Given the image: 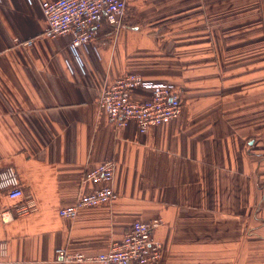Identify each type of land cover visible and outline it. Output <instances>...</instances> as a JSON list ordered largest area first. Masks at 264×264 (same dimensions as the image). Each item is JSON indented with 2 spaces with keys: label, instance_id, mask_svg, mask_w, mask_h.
Returning a JSON list of instances; mask_svg holds the SVG:
<instances>
[{
  "label": "crops",
  "instance_id": "obj_1",
  "mask_svg": "<svg viewBox=\"0 0 264 264\" xmlns=\"http://www.w3.org/2000/svg\"><path fill=\"white\" fill-rule=\"evenodd\" d=\"M30 1L0 0V172L13 167L36 205L15 216L22 199L0 190V264H97L55 250L107 253L156 219L160 264H264V0H126L119 28L101 17L82 65L69 33L43 37V0ZM129 72L172 83L181 114L143 135L117 127L100 91ZM103 161L116 198L61 217L100 187L84 178Z\"/></svg>",
  "mask_w": 264,
  "mask_h": 264
},
{
  "label": "built area",
  "instance_id": "obj_2",
  "mask_svg": "<svg viewBox=\"0 0 264 264\" xmlns=\"http://www.w3.org/2000/svg\"><path fill=\"white\" fill-rule=\"evenodd\" d=\"M27 1L32 5L30 0ZM125 7L126 0H43L40 3V12L45 21L42 35L54 39L69 33L71 40L68 50L82 65V50H87L95 32L102 26L101 17L104 23L119 28ZM30 43L31 40L25 44ZM136 90L148 91V98L140 102L133 101L131 93ZM98 104L117 127H125L129 121H134L141 135L152 126L169 124L180 115L182 109L172 83L149 81L137 73L122 74L105 86L100 91ZM84 179L98 183L100 187L79 196L72 205L62 207L59 210L61 217L73 220L78 209L105 204L116 198L112 187V161H103L94 169L86 171ZM0 190L6 191L11 199H22L21 203L13 207L15 216H24L36 209L35 203L24 196L13 167L0 172ZM160 224L158 219L149 222L134 221L126 229L122 239L114 243L107 253L88 256L56 249L55 255L61 263L160 264L162 247L151 237V232ZM0 255H7L5 243L0 244Z\"/></svg>",
  "mask_w": 264,
  "mask_h": 264
},
{
  "label": "bare ground",
  "instance_id": "obj_3",
  "mask_svg": "<svg viewBox=\"0 0 264 264\" xmlns=\"http://www.w3.org/2000/svg\"><path fill=\"white\" fill-rule=\"evenodd\" d=\"M159 126V125H158ZM114 173H115V171H114ZM1 218H2V220L3 221H8L9 220V218H10V215L8 214V215H3V213L1 214Z\"/></svg>",
  "mask_w": 264,
  "mask_h": 264
},
{
  "label": "rangeland",
  "instance_id": "obj_4",
  "mask_svg": "<svg viewBox=\"0 0 264 264\" xmlns=\"http://www.w3.org/2000/svg\"><path fill=\"white\" fill-rule=\"evenodd\" d=\"M129 73H133V72H129ZM124 74H126V73H124ZM115 79H117V78H115ZM114 81V80H113ZM182 110V109H181ZM181 114V113H180Z\"/></svg>",
  "mask_w": 264,
  "mask_h": 264
}]
</instances>
